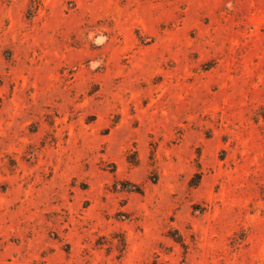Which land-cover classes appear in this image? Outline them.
Listing matches in <instances>:
<instances>
[{"label": "rangeland", "instance_id": "rangeland-1", "mask_svg": "<svg viewBox=\"0 0 264 264\" xmlns=\"http://www.w3.org/2000/svg\"><path fill=\"white\" fill-rule=\"evenodd\" d=\"M0 264H264V0H0Z\"/></svg>", "mask_w": 264, "mask_h": 264}, {"label": "trees", "instance_id": "trees-1", "mask_svg": "<svg viewBox=\"0 0 264 264\" xmlns=\"http://www.w3.org/2000/svg\"><path fill=\"white\" fill-rule=\"evenodd\" d=\"M32 8H33V6H32ZM197 177H198V179H201L202 176H201V174H198ZM136 189H139V188H136Z\"/></svg>", "mask_w": 264, "mask_h": 264}]
</instances>
